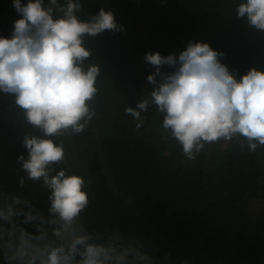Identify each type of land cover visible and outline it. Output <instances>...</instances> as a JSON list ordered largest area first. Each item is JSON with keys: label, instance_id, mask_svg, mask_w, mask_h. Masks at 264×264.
Returning <instances> with one entry per match:
<instances>
[{"label": "trees", "instance_id": "16d2710c", "mask_svg": "<svg viewBox=\"0 0 264 264\" xmlns=\"http://www.w3.org/2000/svg\"><path fill=\"white\" fill-rule=\"evenodd\" d=\"M242 2L80 0L82 21L103 8L123 30L85 38L92 51L86 66L100 68L92 102L96 117L83 133L56 139L64 143L67 160L57 168L86 181L85 226L139 239L153 264H264V201L256 218L252 211L253 200H264V147L252 153L241 146L242 138L221 141L188 161L181 146L162 133L163 115L155 106L141 113L140 128L125 113L154 89L147 77L155 68L146 53L178 59L189 42L207 43L225 54L221 63L237 80L252 68L264 71V32L237 18L234 9ZM21 18L13 0H0V38L11 39ZM35 132L14 97L0 92V193L20 195L47 215L49 192L26 179L18 160L28 158L23 140ZM23 227L36 231L32 224ZM0 264H6L2 255Z\"/></svg>", "mask_w": 264, "mask_h": 264}, {"label": "clouds", "instance_id": "9594fccd", "mask_svg": "<svg viewBox=\"0 0 264 264\" xmlns=\"http://www.w3.org/2000/svg\"><path fill=\"white\" fill-rule=\"evenodd\" d=\"M22 18L14 23L11 39L0 38V92L14 97L24 120L37 132L26 135L28 158L18 157L26 179L49 192L48 214L30 200L0 193V255L6 264H153L142 241L118 231L98 234L82 220L89 206L85 179L67 174L65 145L56 142L79 135L96 117L100 68L85 61L92 51L86 37L118 32L114 14L103 8L88 21L77 13L80 0H13ZM237 18L264 32V0H245L234 9ZM223 52L209 44L189 42L175 55L146 53L155 72L147 77L153 91L125 113L138 121L155 106L163 115L161 130L195 161L208 145L242 138L241 146L255 153L264 147V71L252 68L239 80L221 63ZM167 65L175 70L162 72ZM157 77H160L157 80ZM25 186V177L19 181ZM32 224L30 233L23 227Z\"/></svg>", "mask_w": 264, "mask_h": 264}, {"label": "rangeland", "instance_id": "374dc122", "mask_svg": "<svg viewBox=\"0 0 264 264\" xmlns=\"http://www.w3.org/2000/svg\"><path fill=\"white\" fill-rule=\"evenodd\" d=\"M264 200L259 198V199H255L252 201V211H253V217L256 218V215L261 213V208H262V202Z\"/></svg>", "mask_w": 264, "mask_h": 264}]
</instances>
